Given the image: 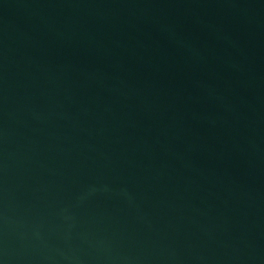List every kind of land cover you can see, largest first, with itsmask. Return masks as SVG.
<instances>
[{"label": "water", "instance_id": "obj_1", "mask_svg": "<svg viewBox=\"0 0 264 264\" xmlns=\"http://www.w3.org/2000/svg\"><path fill=\"white\" fill-rule=\"evenodd\" d=\"M0 264H264V0H0Z\"/></svg>", "mask_w": 264, "mask_h": 264}]
</instances>
